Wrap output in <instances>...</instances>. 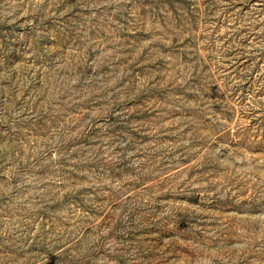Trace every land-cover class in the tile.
Here are the masks:
<instances>
[{
  "label": "rangeland",
  "instance_id": "1",
  "mask_svg": "<svg viewBox=\"0 0 264 264\" xmlns=\"http://www.w3.org/2000/svg\"><path fill=\"white\" fill-rule=\"evenodd\" d=\"M0 264H264V0H0Z\"/></svg>",
  "mask_w": 264,
  "mask_h": 264
}]
</instances>
